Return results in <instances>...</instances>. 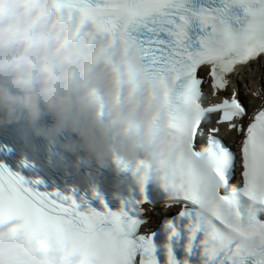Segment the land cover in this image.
<instances>
[{"label":"snow or ice","instance_id":"snow-or-ice-1","mask_svg":"<svg viewBox=\"0 0 264 264\" xmlns=\"http://www.w3.org/2000/svg\"><path fill=\"white\" fill-rule=\"evenodd\" d=\"M67 2L99 30L134 40L146 74L170 76L177 92L197 100L199 115L193 120L168 110L169 131L183 141L187 156L184 167L163 162L159 180L174 201L183 202L180 215L188 217L191 235L203 233L205 264H264V108L249 117L245 128V103L235 91L227 95L237 68L264 55V0ZM202 67L210 77L212 102L206 101L205 80L198 75ZM209 123L211 127H203ZM221 127L242 136L241 183H232L237 157L219 137ZM201 137L215 159L206 172L196 147ZM147 168L138 162L141 194ZM36 183L30 185L0 165V221L20 217L32 231L71 235L77 244L84 241L81 264H157L151 240L128 237L135 221L123 208L82 209L71 195L40 191ZM205 196L210 206L201 211L198 205ZM168 264H177L170 250Z\"/></svg>","mask_w":264,"mask_h":264},{"label":"clouds","instance_id":"clouds-1","mask_svg":"<svg viewBox=\"0 0 264 264\" xmlns=\"http://www.w3.org/2000/svg\"><path fill=\"white\" fill-rule=\"evenodd\" d=\"M196 105L170 76L146 74L134 40L99 30L67 0H0V126L22 120L48 145L79 153L76 166L111 161L139 183L140 161L148 180L159 179L163 162L185 166L168 110L190 121ZM197 151L206 172L215 159L207 146ZM209 206L205 196L198 208ZM85 246L32 231L20 217L0 221V264H81Z\"/></svg>","mask_w":264,"mask_h":264},{"label":"bare ground","instance_id":"bare-ground-1","mask_svg":"<svg viewBox=\"0 0 264 264\" xmlns=\"http://www.w3.org/2000/svg\"><path fill=\"white\" fill-rule=\"evenodd\" d=\"M257 67L260 68L261 72H264V67H262V66H257ZM253 71L254 70H251V71L245 70V69L242 70V73L248 82H252V80H253Z\"/></svg>","mask_w":264,"mask_h":264}]
</instances>
